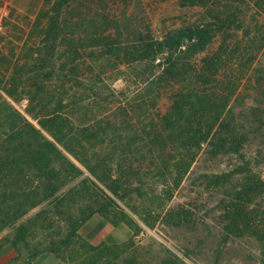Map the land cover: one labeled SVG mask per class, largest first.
<instances>
[{
	"label": "rangeland",
	"instance_id": "rangeland-1",
	"mask_svg": "<svg viewBox=\"0 0 264 264\" xmlns=\"http://www.w3.org/2000/svg\"><path fill=\"white\" fill-rule=\"evenodd\" d=\"M18 3H23L21 6L26 9L16 7ZM51 6L48 0H0V89L3 92V101L0 103V137L4 136L5 131L8 132V116H23L39 127L35 117L45 116L55 108L72 120L74 125L89 124L93 129H106L109 139L116 133L161 131V117L171 109L173 95L179 91L178 86L147 87L152 70L136 73L132 68L134 64L127 63L126 59L116 65L98 66L97 62L103 60L97 58V53L90 55L92 48H100L98 44L80 47L81 58L74 62L78 66L77 72L74 70L71 75L68 68L62 71L61 61L69 54L65 50L67 45H58L52 51L45 48L40 40L46 23L35 22L38 13L49 10ZM217 14L223 20L227 17L229 20L211 45L193 57L192 66L199 69L202 58L217 53L226 41L224 45L232 54L207 87L219 95L231 94L228 108H234V116L245 121L255 117L264 119L263 0H72L64 8L63 17L69 27L66 33L71 38L78 39L83 34L82 28L92 19L101 37L112 35L113 44H118L116 40H134L140 34L161 39L170 31L184 26L213 22ZM81 24L85 26L81 27ZM117 24L120 28H117ZM79 26L81 28L78 29ZM91 29L86 33L93 34V26ZM97 32L93 35H98ZM41 57L45 58L43 64L37 60ZM53 65L58 73L48 84L56 90V99L52 100L44 94L32 95L34 91L26 85L36 88L32 82L38 85L45 83L46 79L42 84L39 83L41 74L50 71ZM159 71L156 69L153 73ZM16 73H19L18 81L14 76ZM46 101L48 107L44 109L42 103ZM57 102L61 104L56 107ZM44 134L51 139L47 133ZM93 143H98L93 150L112 155L110 163L113 176L119 177L121 174L124 181L136 189L124 194L122 198V194L117 197L98 182L118 206L116 208L113 202H109L115 207L109 210L110 215L114 217V213L121 209L132 219V227L126 224L113 226L103 215L95 213L78 229V236L84 241L100 245L99 250L93 252L99 263L264 264V191L248 205L256 217L258 228L254 231L250 228L240 237L227 236L223 217L228 204L226 193L238 181L230 177L221 186H213L204 177L211 173H229L247 163L264 178V139L252 136L241 154L215 157L206 152L207 145L203 144L190 165L188 158L187 162L178 166L164 164L171 161L166 160V156L171 158L174 153L170 144L151 147L152 155L157 157L151 164L148 150L135 154H144L147 158L140 160L135 155H127L128 151L123 152L121 144H109V141ZM59 148L84 170V176L90 175L73 155L61 145ZM79 150L83 151L82 148ZM180 152L183 156H189L183 149H177L175 153L178 155ZM131 165L135 170L129 169ZM122 169L123 172L119 173L118 170ZM80 179L78 177L70 185L73 186ZM18 180L13 185V181L9 180L0 183L9 182L11 188L24 187L25 180ZM97 195V200L104 203L103 194ZM48 203L51 205L47 206ZM82 204L78 200L74 212L80 211L78 209ZM53 205L54 199L50 198L21 216L15 225L4 222L0 226V264H34L37 257L41 258L36 264L81 262L71 260L70 257L73 249L77 256L84 249L87 250L88 246L81 247V242L73 248L63 246L60 249L62 259L47 252L33 254L34 250L61 240L68 230L67 214H57ZM45 208L48 211L47 223L51 224V228L29 230L26 240H18L15 228ZM180 218L182 223L178 225ZM105 221L111 225L110 231L102 226ZM97 230L110 237L93 241L87 238ZM14 239L19 251L11 244ZM111 244L121 246L111 249L116 257L110 255V251L104 247Z\"/></svg>",
	"mask_w": 264,
	"mask_h": 264
},
{
	"label": "trees",
	"instance_id": "trees-1",
	"mask_svg": "<svg viewBox=\"0 0 264 264\" xmlns=\"http://www.w3.org/2000/svg\"><path fill=\"white\" fill-rule=\"evenodd\" d=\"M48 1L51 2V8L47 11H40L35 22L45 21L46 23L40 40L45 48L52 51L58 45H67L65 50L69 51V54L61 61L60 69L62 71L68 68V72L72 75L74 70L78 69L74 62L77 58H81L80 47L85 48L87 45L98 44L100 48H96V50L92 48L93 51L90 53V55L97 53V58L103 60L101 63L97 62L98 66L116 65L126 59L127 63L134 64L132 68L136 73L152 70V77L149 78L147 87L167 88L172 86L174 88L178 86L179 88V91L173 95L171 109L161 117V131L156 132L143 130L141 133H116L109 139L110 135L106 129H93L89 124L74 125L72 120L62 115L56 108L53 111H48L45 116L35 117L39 127L23 116L16 115L11 118L12 115H10L7 117L8 132L5 131L4 136L0 137V181H13V185L19 181L18 179H22L25 180V186L11 188L9 182L0 183V226L2 227L4 222L15 225L21 216L53 198V207L56 213L64 214L65 212L68 216L66 218L68 230L61 240L51 242L49 244L51 246L34 250L33 254L47 252L62 259L60 249L63 246L68 245L73 248L78 242H81L80 246L87 245V250L84 249L77 256L73 249L70 253L71 260L81 261L77 264H101L93 254L99 250L100 245H92L84 241L78 236V229L95 213L103 215L113 226L126 224L132 227V219H129L121 209L114 213V217L113 214L110 215L109 210L118 208V206L116 201L98 185V182L103 184L113 195L118 197L122 194V198L124 194L136 189L129 182H125L121 174L119 177L113 176L110 163L112 155L93 150L98 145V143H93L94 141L121 144L122 151H128L127 155L131 154L132 156L148 150L151 164L157 158L155 154L152 155L151 147L156 146L157 148L162 143L163 146L170 144L174 153L171 158L166 156V160L171 161L164 162V164L178 166L182 162H187L189 158L188 164L190 165L195 155L203 148V144L207 145L206 152L213 157L241 154L242 149L251 141L252 136L264 139V119L255 117L253 120L245 121L234 116V108H228L231 94L219 95L207 87V84L218 76L221 68L232 54L224 45L226 41L222 43L217 53L202 58L199 69L192 66L193 57L211 45L218 33L224 30L229 17L223 20L220 14H217L216 20L214 19L213 22L184 26L170 31L161 39H155L148 34H140L134 40L125 42L116 40L118 44H113L112 35L104 36L103 34L104 37H101L102 35L97 32L98 28L94 25L95 21L92 19L88 25H80L85 27L82 28L83 34L78 39L69 37L66 33L69 28L68 23L64 20L63 14L64 8L72 0ZM80 26L78 29L81 28ZM91 26L95 31L92 33L97 32L98 35L86 33L92 30ZM117 28H120L119 24H117ZM37 60L43 64L45 58L41 57ZM38 61H36L37 64H39ZM156 69L160 70L157 74L153 73ZM57 73L56 67L53 65L50 71L41 74L39 83L42 84L46 79L45 83L38 85L37 82H32L31 84H36V88L31 85L26 86L34 91L32 95L44 94L52 100L56 99V90L51 89L52 85L48 83L52 82ZM14 76L18 81L19 73ZM12 84L13 82H11ZM27 92L30 93V91ZM32 98L34 99V96ZM40 100L42 101L43 98ZM46 104L47 101L42 103L44 109L48 107ZM60 104L61 102H57L56 107ZM152 133L154 135H151ZM59 145L73 155L90 175L84 176V170L72 162L59 148ZM79 148H82L83 151H80ZM177 149L188 152L190 157L186 154L183 156L182 152L176 155ZM192 151L194 153L191 155ZM135 157L147 160L144 154L135 155ZM129 169L135 170L132 165ZM118 172H123V169ZM78 177L81 179L73 186L70 185L73 181L78 180ZM204 177L213 186H221L230 177L238 181L236 186L230 187L226 193L228 204L223 217L226 221L225 233L227 236L240 237L246 230L251 228L254 231L258 228L256 217L252 215L248 205L261 196L264 191L262 174L254 171L246 163L237 166L229 173H211L205 174ZM35 182H37L36 185H34ZM99 193L105 197L104 203L97 200ZM78 200L83 204L78 209L80 211L74 212L73 208H77L75 205ZM109 202H113L115 207ZM49 205L51 204L48 203L47 206ZM47 214L46 208L40 209L26 223L15 228L17 231L15 236L18 237V240H26L29 230L50 229L51 224L47 223ZM181 223L182 219L180 218L177 224L181 225ZM11 244L16 251H19L15 239ZM119 246L111 244V246L104 247L110 251L111 255V249L119 248ZM104 264H116V262L105 261Z\"/></svg>",
	"mask_w": 264,
	"mask_h": 264
},
{
	"label": "crops",
	"instance_id": "crops-1",
	"mask_svg": "<svg viewBox=\"0 0 264 264\" xmlns=\"http://www.w3.org/2000/svg\"><path fill=\"white\" fill-rule=\"evenodd\" d=\"M13 1V0H12ZM19 1H21V0H19ZM21 3V2H20ZM16 4V3H15ZM19 4V3H18ZM20 5V6H19ZM19 5H15L16 7H18V8H25L26 9V7L25 6H21V5H23V3L22 4H19ZM3 101V92L1 91V89H0V103ZM103 224V223H102ZM104 228H107V229H109V228H111V225L108 223V222H106L105 221V223H104V225H102ZM111 229H109V231H110ZM100 231L101 230H97V231H95L94 233H93V235L92 236H87V238H89L91 241H93V240H96V239H105L106 240V238L108 239L109 237H110V235H103V233L101 234L100 233ZM41 257H37V259L34 261V264H36L37 262H38V260L40 259Z\"/></svg>",
	"mask_w": 264,
	"mask_h": 264
}]
</instances>
